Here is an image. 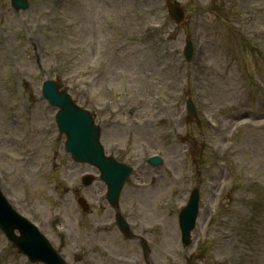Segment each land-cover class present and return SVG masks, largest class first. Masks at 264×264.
<instances>
[{"label": "rangeland", "instance_id": "374dc122", "mask_svg": "<svg viewBox=\"0 0 264 264\" xmlns=\"http://www.w3.org/2000/svg\"><path fill=\"white\" fill-rule=\"evenodd\" d=\"M176 1L187 11L186 20L180 24L168 14L166 0H31L27 11L18 13L10 0H0V127L9 124L6 113L18 107V124L30 127L27 146L34 154L32 163H18L0 152V179L17 202L33 208L34 203L47 212L50 209L45 195L54 187L56 195L64 196L57 203L63 225L74 227L76 220L92 225L99 219L111 220L113 208L104 201L94 202L98 195L101 197L100 182L80 191L90 204V211L83 212L68 192L70 188L59 179V174L64 173H59L56 165L50 168L57 160H70L61 152L64 137L56 127L47 128L48 122L53 121V109L36 98L40 73L45 68L54 70L58 60L63 63L61 69L52 74L60 82L63 80L62 84H70L77 103L92 108L96 100L88 96L92 88L86 90L89 76L95 71L90 73L88 64L96 63L98 71L97 59L107 55L104 71L111 80L103 85L102 79L93 91L99 104L126 99L123 95L130 92L118 87L119 78L126 74L134 78L136 93L144 89L145 96L161 98L163 107L164 103H173L179 85L187 83V96L193 97L198 108L195 120L178 122L177 115L184 110L186 114L185 98L178 97L171 114L165 110L155 124L146 125L145 108L150 112L156 102L146 106L133 97L126 111L136 106L140 110L125 113V126L106 139L108 152L119 158L141 156L140 145L148 141L152 148L161 149L169 163L166 179L160 178L154 187L140 189L136 183L149 181L151 176L143 178L146 173L140 172L130 180L127 196L122 199L121 209L131 218L135 231L141 232L143 222L156 225L153 237L157 248L145 261L264 264V119L246 113L254 106H264V0ZM146 17L152 20L143 22ZM147 22L161 24V32L141 31ZM187 36L194 39L197 52L189 63L179 53ZM106 84L116 85L118 91L114 86L109 93ZM227 112L231 113L230 118L222 117ZM207 114L212 124L205 117ZM262 117L264 113L258 118ZM182 153L186 156L181 155L176 161L184 175L176 179L171 169L175 156ZM37 162L45 164L42 175L34 170ZM85 169L66 168L63 178L76 185L77 176ZM195 184L202 187L204 209L193 233L194 244L185 247L175 224V205ZM139 201L152 203L148 207L154 213L152 217L135 218V203ZM218 208L219 215L215 216ZM3 238L0 235V246L5 244ZM102 243L98 241L92 248L99 264H118L115 260L138 257L139 248L134 241L125 240L121 245L117 239L109 240L99 248ZM63 245L68 246L64 239ZM71 251L63 250V254ZM86 251L87 261L78 264H97ZM194 251L199 258L191 259ZM0 264L31 263L9 247L0 252Z\"/></svg>", "mask_w": 264, "mask_h": 264}, {"label": "water", "instance_id": "95a60500", "mask_svg": "<svg viewBox=\"0 0 264 264\" xmlns=\"http://www.w3.org/2000/svg\"><path fill=\"white\" fill-rule=\"evenodd\" d=\"M65 112V111H64ZM80 115H83L82 112H78ZM108 167L105 171L106 173V178L109 179L111 182L116 179V175L118 174V166H115L114 164H110L108 162L105 163ZM120 170V169H119ZM121 173V172H120ZM189 231V228L187 229ZM188 231L186 234L188 235Z\"/></svg>", "mask_w": 264, "mask_h": 264}]
</instances>
